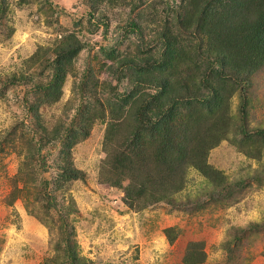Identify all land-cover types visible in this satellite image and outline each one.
I'll list each match as a JSON object with an SVG mask.
<instances>
[{
  "label": "rangeland",
  "instance_id": "1",
  "mask_svg": "<svg viewBox=\"0 0 264 264\" xmlns=\"http://www.w3.org/2000/svg\"><path fill=\"white\" fill-rule=\"evenodd\" d=\"M183 4L0 0V264H65L67 241L76 264H264V67L245 94L247 136L239 130L240 90L228 101L229 132L206 158L219 178L175 164L174 185L182 188L166 198L184 207L165 199L128 207L130 180L108 168L113 145L133 127L129 104L113 112L129 82L115 81V60L153 48ZM130 20L140 34L125 33ZM68 35L82 48L50 103L36 85L47 80L46 61ZM112 121L124 124L110 142ZM65 166L82 177L66 180ZM145 171L131 174L141 182Z\"/></svg>",
  "mask_w": 264,
  "mask_h": 264
},
{
  "label": "trees",
  "instance_id": "2",
  "mask_svg": "<svg viewBox=\"0 0 264 264\" xmlns=\"http://www.w3.org/2000/svg\"><path fill=\"white\" fill-rule=\"evenodd\" d=\"M182 1L186 6L183 4L174 23H166L157 31L153 48L115 60V81L122 75L129 82L124 93L116 95L113 112L118 114L122 105L129 104L133 127L113 145L108 168L130 180L124 197L130 208L150 206L163 199L174 209L184 207L166 198L182 188V183L174 185L179 159L181 165L186 161L207 178H219L206 158L229 132L228 101L238 89V127L242 135H248L244 128L245 94L251 77L264 67V0ZM126 29V34L142 32L135 20H130ZM81 48L77 37L68 35L52 50L46 61L47 80L36 85L48 102L61 97L65 77ZM123 124L109 123L110 142L118 137ZM197 128V134L192 133ZM139 167L147 170L141 182L131 174ZM62 177L78 179L82 172L65 166ZM143 198L146 200L142 203ZM66 251L65 264H76L78 258L70 241L66 242Z\"/></svg>",
  "mask_w": 264,
  "mask_h": 264
}]
</instances>
